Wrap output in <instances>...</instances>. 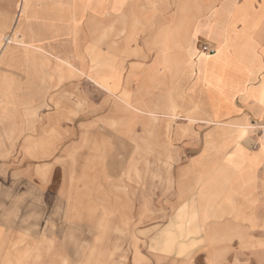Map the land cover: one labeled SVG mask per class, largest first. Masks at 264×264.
Wrapping results in <instances>:
<instances>
[{"label":"crops","instance_id":"1","mask_svg":"<svg viewBox=\"0 0 264 264\" xmlns=\"http://www.w3.org/2000/svg\"><path fill=\"white\" fill-rule=\"evenodd\" d=\"M262 119L264 0H0V170L137 264H264Z\"/></svg>","mask_w":264,"mask_h":264},{"label":"rangeland","instance_id":"2","mask_svg":"<svg viewBox=\"0 0 264 264\" xmlns=\"http://www.w3.org/2000/svg\"><path fill=\"white\" fill-rule=\"evenodd\" d=\"M260 122L252 130L264 135V119ZM229 184L227 178L220 185L226 189L224 213L234 214ZM103 218L91 224H77L72 220L70 206L60 205L51 194L42 196L0 170V263L6 252H27L29 261L23 264H137L139 249L134 228L128 226L127 234L125 225ZM36 244L38 261L33 258Z\"/></svg>","mask_w":264,"mask_h":264},{"label":"bare ground","instance_id":"3","mask_svg":"<svg viewBox=\"0 0 264 264\" xmlns=\"http://www.w3.org/2000/svg\"><path fill=\"white\" fill-rule=\"evenodd\" d=\"M6 38V37H5ZM4 40V39H3ZM6 40V39H5ZM7 41H8V39H7ZM7 43V42H6ZM2 47V46H1ZM4 49V48H3ZM228 193V192H227ZM229 200H230V202H233V200H232V196H230L229 197ZM227 209V208H226Z\"/></svg>","mask_w":264,"mask_h":264}]
</instances>
